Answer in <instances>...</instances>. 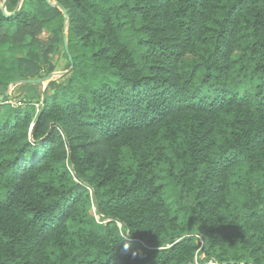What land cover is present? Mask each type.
Wrapping results in <instances>:
<instances>
[{"label": "trees", "instance_id": "1", "mask_svg": "<svg viewBox=\"0 0 264 264\" xmlns=\"http://www.w3.org/2000/svg\"><path fill=\"white\" fill-rule=\"evenodd\" d=\"M18 1L0 264H264V0Z\"/></svg>", "mask_w": 264, "mask_h": 264}, {"label": "water", "instance_id": "2", "mask_svg": "<svg viewBox=\"0 0 264 264\" xmlns=\"http://www.w3.org/2000/svg\"><path fill=\"white\" fill-rule=\"evenodd\" d=\"M21 1H22V0H19V1H18V5H17V7L20 6ZM1 9H2V12H3L6 16L12 15V14L14 13V12H11V13L6 12L4 5L1 6ZM62 11L64 12V16L67 18L68 15L65 13V11H64L63 9H62ZM63 43H64V48H65V50H66V52H67V54H68V50H67V37H66V34L64 35ZM68 56H69V60H71V57H70L69 54H68ZM60 74H61V73H60ZM60 74H58V75H60ZM54 75H55V73H51V74H49V75H47V76H45V77H43V78H41V79L34 80V82L39 83V82H42V81H48V80H51L52 77H53ZM23 82H24V81H21V82H19V83H15V85L20 84V83H23ZM29 82H30V81H29ZM8 95H9V92H6L4 95H0V100L4 99V98H5L6 96H8ZM30 136H31V131H30Z\"/></svg>", "mask_w": 264, "mask_h": 264}, {"label": "rangeland", "instance_id": "3", "mask_svg": "<svg viewBox=\"0 0 264 264\" xmlns=\"http://www.w3.org/2000/svg\"><path fill=\"white\" fill-rule=\"evenodd\" d=\"M52 61H53V62L55 63V65H56V71L53 72V73H55L54 76H58V74H60V73L63 71V69L65 68L66 63H67V60H66V58L63 56V54H60L59 56L54 57ZM15 86H16V85H14V86H12V87L10 86L11 90L9 91V94L15 91V88H16ZM10 99H11L12 102H14V100H15L13 97H10ZM194 263H195V264H200V263L197 261V259L194 260Z\"/></svg>", "mask_w": 264, "mask_h": 264}, {"label": "clouds", "instance_id": "4", "mask_svg": "<svg viewBox=\"0 0 264 264\" xmlns=\"http://www.w3.org/2000/svg\"><path fill=\"white\" fill-rule=\"evenodd\" d=\"M10 101V100H9ZM8 101V102H9ZM16 101V100H15ZM17 102V101H16ZM130 238H131V232H129V233H126V234H124L123 236H122V238L121 239H123L124 241H125V247L127 248V246H128V241L130 240Z\"/></svg>", "mask_w": 264, "mask_h": 264}, {"label": "built area", "instance_id": "5", "mask_svg": "<svg viewBox=\"0 0 264 264\" xmlns=\"http://www.w3.org/2000/svg\"><path fill=\"white\" fill-rule=\"evenodd\" d=\"M12 105H20V102H16L15 100H14V102H12L11 100L9 101Z\"/></svg>", "mask_w": 264, "mask_h": 264}]
</instances>
